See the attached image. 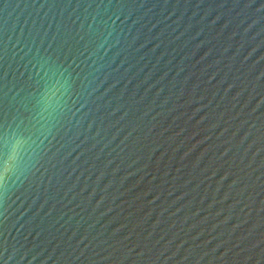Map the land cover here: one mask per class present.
<instances>
[{
    "label": "water",
    "instance_id": "water-1",
    "mask_svg": "<svg viewBox=\"0 0 264 264\" xmlns=\"http://www.w3.org/2000/svg\"><path fill=\"white\" fill-rule=\"evenodd\" d=\"M0 264H264V0H0Z\"/></svg>",
    "mask_w": 264,
    "mask_h": 264
}]
</instances>
